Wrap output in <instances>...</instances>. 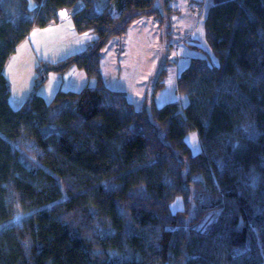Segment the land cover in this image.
I'll list each match as a JSON object with an SVG mask.
<instances>
[{
    "label": "trees",
    "instance_id": "16d2710c",
    "mask_svg": "<svg viewBox=\"0 0 264 264\" xmlns=\"http://www.w3.org/2000/svg\"><path fill=\"white\" fill-rule=\"evenodd\" d=\"M79 1L72 25L96 38L39 80L75 66L96 83L15 108L8 58ZM157 1L0 0V264H264V0L213 1L211 51L192 44L204 55L176 80L182 108L156 103L163 65L141 106L102 73L104 48L136 19L168 39L179 10Z\"/></svg>",
    "mask_w": 264,
    "mask_h": 264
},
{
    "label": "rangeland",
    "instance_id": "374dc122",
    "mask_svg": "<svg viewBox=\"0 0 264 264\" xmlns=\"http://www.w3.org/2000/svg\"><path fill=\"white\" fill-rule=\"evenodd\" d=\"M213 1L172 0L170 5L179 12L172 16V31L167 35L168 39L158 21L149 17L152 21L148 22V16L134 23L128 39H124L125 36L113 38L103 50L101 64V68L103 66L109 78L110 87H118V78L127 77L129 88L135 92V102L140 103L138 92L142 89V83L146 78L149 79V83L153 81L160 66L163 65L168 70L165 78L167 84L163 90L157 92L156 103L163 105L166 102L179 101L181 108L187 104L188 97L179 95L176 91L174 70L179 67L182 71L191 57L204 55V52L192 47L193 45L211 51L205 37L204 19ZM102 4L101 2L100 5ZM163 4V0L157 1L158 6L162 7ZM82 6L83 2L79 1L66 11L73 12ZM164 13L167 11L164 10ZM62 15L63 19H67L72 25L70 14ZM42 29L43 27H35L33 33L16 47L6 62L4 72L11 87L12 105L15 108L25 104L34 91L47 101H51L60 89L80 90L86 85L96 83L95 79L89 78L83 69L73 66L64 73L48 72L45 82L38 86L44 65L81 53L96 38L92 31L82 33L74 31V36L66 34L63 39L62 34L57 35L51 29L40 33L39 30ZM170 44L172 46H168ZM213 59L217 61L216 57ZM186 141L194 152L200 151L201 143L197 131L190 132L186 136ZM19 218L20 214H16L15 220L18 224Z\"/></svg>",
    "mask_w": 264,
    "mask_h": 264
},
{
    "label": "crops",
    "instance_id": "0c3cea01",
    "mask_svg": "<svg viewBox=\"0 0 264 264\" xmlns=\"http://www.w3.org/2000/svg\"><path fill=\"white\" fill-rule=\"evenodd\" d=\"M75 11V10H74ZM73 11V12H74ZM72 11H63L62 12V14L63 13H65V14H67V15H69L70 14V16H71V14L73 13ZM70 16H69V19H70ZM144 18L143 17H141V18H138V19H136L131 25H130V27H129V30H128V33L126 34V36H125V38L124 39H128V37H129V35H130V31H131V27H133V25H135L134 23L136 22V21H142ZM151 18H149L148 17V22H150V21H152V20H150ZM46 29H51V31L52 32H55V33H57V35H60V34H62V37H63V39H64V37H65V35L66 34H68V35H71V36H74V31H76L75 30V28L73 27V25H71L70 24V22L67 20V19H63V15H62V20L59 22V23H53V24H50V25H48V26H46V27H43V29L42 30H39V31H41L40 33H45V31H47ZM34 31V30H33ZM33 31H31L30 32V34H32L33 33ZM77 32V31H76ZM29 34V35H30ZM28 35V36H29ZM28 36H27V38H28ZM36 36H37V34H36ZM152 72L153 71H151L150 72V74H152ZM180 68L178 67V68H176L175 70H174V81L176 82V80H177V77H178V75L180 74ZM102 73H103V76H104V79H105V82H106V84L110 87V85L108 84V80H109V78L107 77V75L105 74V70L103 69V66H102ZM153 76V75H152ZM147 79L148 78H146L145 80H144V82L142 83V89H141V91L140 92H138V97H139V99H140V103H137V102H135V92L132 90V89H130L129 88V82H128V78L127 77H125V78H118V87H114V86H111L113 89H118V90H122V91H125L126 93H127V96H128V98L130 99V101L131 102H133L135 105L136 104H138V105H142L143 104V101H144V98H145V96H146V90H147V87H148V85H149V79H148V81H147ZM166 81H165V86H166ZM165 88V87H164ZM163 88V89H164ZM162 89V90H163ZM13 97V96H12ZM13 100V99H12ZM137 106V105H136Z\"/></svg>",
    "mask_w": 264,
    "mask_h": 264
},
{
    "label": "water",
    "instance_id": "95a60500",
    "mask_svg": "<svg viewBox=\"0 0 264 264\" xmlns=\"http://www.w3.org/2000/svg\"><path fill=\"white\" fill-rule=\"evenodd\" d=\"M46 78L42 77L39 82H38V86H40L43 82H45Z\"/></svg>",
    "mask_w": 264,
    "mask_h": 264
}]
</instances>
